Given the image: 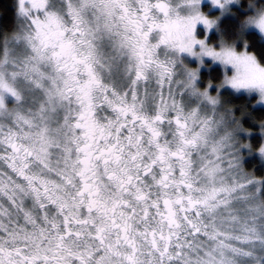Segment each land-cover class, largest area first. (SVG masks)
I'll use <instances>...</instances> for the list:
<instances>
[{
	"label": "snow or ice",
	"instance_id": "1",
	"mask_svg": "<svg viewBox=\"0 0 264 264\" xmlns=\"http://www.w3.org/2000/svg\"><path fill=\"white\" fill-rule=\"evenodd\" d=\"M242 3L14 0L0 264H264L243 163L264 157V0Z\"/></svg>",
	"mask_w": 264,
	"mask_h": 264
},
{
	"label": "trees",
	"instance_id": "2",
	"mask_svg": "<svg viewBox=\"0 0 264 264\" xmlns=\"http://www.w3.org/2000/svg\"><path fill=\"white\" fill-rule=\"evenodd\" d=\"M14 0H0V29H7L14 22ZM243 101L237 100L236 103H242ZM255 127V126H254ZM257 135H259L258 125L256 127ZM258 157L253 154L251 157H245L247 170L254 172L257 176L264 175V167L256 166V160Z\"/></svg>",
	"mask_w": 264,
	"mask_h": 264
},
{
	"label": "clouds",
	"instance_id": "3",
	"mask_svg": "<svg viewBox=\"0 0 264 264\" xmlns=\"http://www.w3.org/2000/svg\"><path fill=\"white\" fill-rule=\"evenodd\" d=\"M246 4H247V0H243V3L240 4L239 6L241 7V9H243V7L246 6ZM256 43H257L258 45H259V44H264V41H256ZM252 155H253V154L249 153V154L247 155V157H251ZM257 157H258V159L255 161V162H256V166L259 165V166H261V167H264V157H260V156H257ZM243 163H244L245 167L247 168L245 158H244Z\"/></svg>",
	"mask_w": 264,
	"mask_h": 264
}]
</instances>
